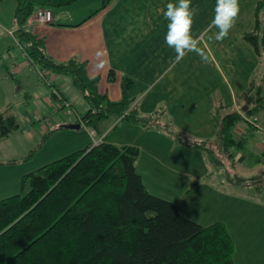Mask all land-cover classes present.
Wrapping results in <instances>:
<instances>
[{
	"label": "crops",
	"instance_id": "crops-1",
	"mask_svg": "<svg viewBox=\"0 0 264 264\" xmlns=\"http://www.w3.org/2000/svg\"><path fill=\"white\" fill-rule=\"evenodd\" d=\"M259 1L239 0L240 12L234 27L226 39L217 42L214 35L218 29L213 27L205 33L214 18L216 0H191L198 9L191 32L200 37L207 63L195 52H189L177 63L174 50L165 43L169 21L163 13L168 3L176 4L178 0H110L103 8L100 0H79L49 9L52 20L46 25L31 21L34 11L25 27L43 41L46 56L56 64L71 60L84 64L87 76L98 79V93L109 102H118L126 95L130 110L141 117L155 116L169 130L190 140L214 141L216 109L221 108L223 114L236 112L242 120L232 132L239 133L236 139H244L242 148L232 152L228 167L252 158L264 166V52L257 54L244 39L254 29ZM15 7L16 0L0 2V116H11L7 112L12 103L18 106L33 99L22 62L13 64L8 58L10 78L1 63L10 48L8 37H16ZM15 46L20 50L17 43ZM97 52L103 55L97 58ZM101 59L105 67L98 70L95 66ZM53 75V87L69 104L66 95L55 86L60 75ZM64 77L71 83L69 77ZM3 79L13 81L17 89L5 85ZM23 89L26 91L20 99L18 92ZM48 100L54 103L49 97ZM257 105H262L259 111L247 116L246 111ZM82 107L81 114H77L80 118L87 111L85 103ZM52 108L47 106L43 127L35 132L39 139L47 136L42 147L47 150L44 155L50 157L43 161L37 152L30 161H20L31 150L19 157H0V200L21 194L26 187L23 178L56 161L52 158L85 150L94 141L90 133L96 132L87 126L80 130L62 129L76 124V120L72 112L53 113ZM105 127L96 134L102 142L139 151L134 167L149 194L161 199L164 197L156 194H181L177 201L164 199L177 203L181 215L200 226L224 224L234 245V264H264V201L253 188L231 186L222 179L223 172L214 171L219 168L208 161L204 152L175 143L166 130L146 129L119 120ZM11 137L10 134L4 139ZM32 139L29 134L25 141L31 144ZM8 141V149L12 150L13 142ZM261 172L264 177V168ZM207 177L209 181L215 178L216 184ZM192 184L194 187L186 193Z\"/></svg>",
	"mask_w": 264,
	"mask_h": 264
},
{
	"label": "trees",
	"instance_id": "trees-1",
	"mask_svg": "<svg viewBox=\"0 0 264 264\" xmlns=\"http://www.w3.org/2000/svg\"><path fill=\"white\" fill-rule=\"evenodd\" d=\"M77 1L16 0L14 24L15 38L31 63L69 77L87 106L81 116L85 126L96 134L116 120L161 128L175 143L204 152L214 167L224 169V179L231 186L251 187L264 194L255 186L264 184V177L241 178L226 171L231 150L243 145L232 132L242 120L236 112L223 114L221 108L216 109L214 141L190 140L155 116L141 117L130 110L126 95L109 102L98 93V79L87 76L84 64L73 60L56 64L46 56L43 41L25 27L28 18L34 11L59 9ZM100 1L103 8L110 0ZM255 16L254 29L244 39L260 54L264 52V0L257 4ZM261 107L247 110V116ZM15 127L12 116H0V139ZM46 139L42 137L39 148ZM38 149L20 161H30ZM138 156L133 147L103 141L26 175L23 183H28L29 191L25 195L0 200V264H234V245L226 226H200L183 217L177 203L149 194L135 171Z\"/></svg>",
	"mask_w": 264,
	"mask_h": 264
},
{
	"label": "rangeland",
	"instance_id": "rangeland-1",
	"mask_svg": "<svg viewBox=\"0 0 264 264\" xmlns=\"http://www.w3.org/2000/svg\"><path fill=\"white\" fill-rule=\"evenodd\" d=\"M12 34L13 33L11 32V35ZM11 38L8 37V39H7V41L10 44V48L7 51V53L4 54L3 60L1 61V63L3 62V65H4L3 71H4V73H6V71H8L9 73L7 74V78H10L11 68H10V63H9L10 60L8 58H11V62L13 64H16L17 62L18 63L22 62L20 64L22 65V69L25 70L24 71L25 76H27L26 77L27 78L26 86L29 84L30 88L28 89V92H30L29 95H31V97L33 99L29 103L20 104L18 106L14 102V103H12V104H14L12 106V108H10L8 110L7 113L11 114L12 118H14L15 122H16V127L11 133L12 137L10 139H8V140H12L11 142H13L12 143L13 149L12 150L8 149V145H9L8 142L9 141L7 139H4V138L0 139V157H1V159L3 157H9V155H13L14 157H19V155H21V156L24 155L26 151H29V150L33 151L34 149L39 148L38 146L42 142V139H39V137L36 135L35 132L39 128L42 129V127H43L42 123L44 122V116L46 113L44 111L46 110V108L49 104H50V107L53 106V108H52L53 110L51 109L53 113L64 112L66 115L67 114L71 115V112H72L73 116L75 114H78V113L81 114L82 108H83L82 105H84V102L81 99L79 93L72 87L70 81L68 79H66V77L61 76V75L58 77V81L55 80V86H57L61 90V92H63V94L66 95V97L69 101V104H70V107H69L70 109L65 108L64 104L62 103L63 101H61L55 97L51 98L52 99L51 101H53L54 103L53 104L50 103V101L48 100V97L50 95L49 88L45 84L44 80L41 79L40 77H41V75H44L47 80H49L52 84H54L50 79L55 75H53V74L51 75L47 70H44L40 66H36L35 64L31 63L28 60V58L24 55V52L22 50H18V48L15 46V43H18L16 38H13V40ZM9 51H11V52L8 55ZM62 80H66V82H64ZM3 83L5 85L9 84L10 86H12L14 91L18 87V85H15V83L13 81H8V80L3 79ZM21 86H23V83L21 84ZM25 91L26 90L23 89L22 91L18 92L20 99H21V97H23V93ZM67 91L68 92L71 91L73 93L68 94ZM71 106H73L76 109V111L73 110V108ZM81 132H84V131H81ZM29 134H30V137L33 135V139L31 140V144H30V142L25 141L26 136H29ZM39 134H40V132H39ZM233 134H234V137L237 138V135L239 133L237 131L236 132L234 131ZM94 139H98V137H95ZM243 139H244L243 137H238L237 140L243 141ZM45 151H47L46 147H42V148L38 149V153L40 152L38 154V156H40V159L43 161L45 159H47L46 157H50V156L44 155ZM231 151H234V150L232 149ZM65 155H67V154H65ZM63 156H64V154L62 156H56V157H58L56 159L55 158H52V159L57 160ZM48 159H50V158H48ZM34 160H35V158H34ZM43 161H42V163H43ZM47 161H49V160H47ZM39 162H38V165H39ZM48 163H50V162H48ZM228 165H229V162H228V164L225 165V168L230 169L231 171L230 170L229 171L231 173H234L236 175H240L242 177H248V178L255 177L257 175H259V177H262L261 171L264 168V166L255 163L254 158L246 159L243 163L236 164L233 168L228 167ZM214 171L221 173L224 171V169L220 168V169H216ZM207 178L209 181V177H207ZM222 179H224V176H222ZM209 182H213L214 184H216L215 178H211ZM255 186H259V188H261L264 191V184H262V183L257 184V185L255 184ZM28 191H29V186L27 183L25 190L21 194L25 195ZM156 195H160L161 197H164L166 199H170L171 201H177V199H179V197H181V194H156ZM258 195L261 196V198L262 197L264 198L263 193L258 194Z\"/></svg>",
	"mask_w": 264,
	"mask_h": 264
},
{
	"label": "clouds",
	"instance_id": "clouds-1",
	"mask_svg": "<svg viewBox=\"0 0 264 264\" xmlns=\"http://www.w3.org/2000/svg\"><path fill=\"white\" fill-rule=\"evenodd\" d=\"M240 12L239 0H216L215 15L205 29V33L213 27L218 29L214 35L217 42H222L229 36ZM198 14V9L192 6L191 0H178V3H168L163 13L164 19L169 21L165 43L175 52V62L179 63L189 52H195L201 57L202 62L207 63L208 57L200 47V37H194L191 32L193 18ZM103 55L97 52V58ZM98 70L105 67V61L95 66Z\"/></svg>",
	"mask_w": 264,
	"mask_h": 264
},
{
	"label": "built area",
	"instance_id": "built-area-1",
	"mask_svg": "<svg viewBox=\"0 0 264 264\" xmlns=\"http://www.w3.org/2000/svg\"><path fill=\"white\" fill-rule=\"evenodd\" d=\"M51 20H52L51 12H50V10H47V9L36 11L33 19H31V21H35V22H37L39 24H43V25L51 23ZM17 45H19V44L17 43ZM20 50H22L21 46H20ZM40 78L44 80L45 84L49 88V93H50L49 98L55 97V98L63 101L62 103L64 104L65 108H69L70 105L62 98V96L57 92V90L54 87H52L53 84L49 80H47L44 75H41ZM74 118L76 120V124H78L80 126V129L85 128V124H84L82 118H80L77 114L74 115ZM90 136L94 140L91 144L92 147L97 146L98 144H100L102 142V138L101 139H94L96 137V134L94 132H91Z\"/></svg>",
	"mask_w": 264,
	"mask_h": 264
},
{
	"label": "water",
	"instance_id": "water-1",
	"mask_svg": "<svg viewBox=\"0 0 264 264\" xmlns=\"http://www.w3.org/2000/svg\"><path fill=\"white\" fill-rule=\"evenodd\" d=\"M62 129L80 130V126L78 124L67 125V126H62Z\"/></svg>",
	"mask_w": 264,
	"mask_h": 264
}]
</instances>
